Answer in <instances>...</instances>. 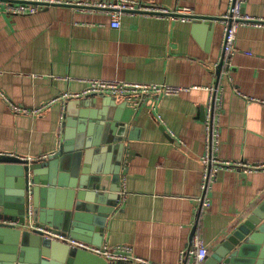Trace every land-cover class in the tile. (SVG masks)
<instances>
[{
    "label": "crops",
    "instance_id": "1",
    "mask_svg": "<svg viewBox=\"0 0 264 264\" xmlns=\"http://www.w3.org/2000/svg\"><path fill=\"white\" fill-rule=\"evenodd\" d=\"M132 1L188 9L211 24L124 15L113 28L103 13L56 5L11 15L0 3V154L32 160L55 154L63 142L66 105L86 96L54 100L80 94L84 79L187 88L177 96L150 97L137 110L120 96L110 97L126 105L119 114L118 106L105 107L102 121L115 123L114 137L125 139L118 204L106 219L102 245L128 246L135 257L176 264L194 233L210 254L264 198V168L244 171L264 164V26L241 27L229 67L216 72L220 18L229 0ZM243 10L264 19V0H248ZM216 85L222 100L218 157L244 167L218 170L207 193L210 206L202 211L204 109L207 89ZM107 97L82 99L95 98L99 110ZM9 102L30 113L14 111ZM94 154L102 156L94 166L105 176L117 156L113 150Z\"/></svg>",
    "mask_w": 264,
    "mask_h": 264
},
{
    "label": "water",
    "instance_id": "2",
    "mask_svg": "<svg viewBox=\"0 0 264 264\" xmlns=\"http://www.w3.org/2000/svg\"><path fill=\"white\" fill-rule=\"evenodd\" d=\"M192 18L195 24L202 20L211 24V19ZM220 68L221 63L216 72ZM90 97L96 96L80 97L76 104L66 105L63 142L55 154L30 162L0 155V264H133L107 261L24 228L32 224L102 245L106 219L118 204L125 151L124 137H114L115 123L102 124L103 115L105 107L115 106L119 114L126 103L116 105L107 97L98 110L94 109L95 98L83 100ZM96 120L100 121L94 126ZM106 150H113L117 157L102 176L94 166L102 156L93 154ZM204 264H264V198L223 235Z\"/></svg>",
    "mask_w": 264,
    "mask_h": 264
},
{
    "label": "built area",
    "instance_id": "3",
    "mask_svg": "<svg viewBox=\"0 0 264 264\" xmlns=\"http://www.w3.org/2000/svg\"><path fill=\"white\" fill-rule=\"evenodd\" d=\"M248 0H229L225 14L220 18L223 24L222 40H221V65L228 68L230 59L235 54L236 37L238 30L243 26H264V19H258L249 16L244 12V5ZM4 5V12L11 15H26L39 12L45 8L56 5L69 6L75 10L88 13H103L111 18V27H120V19L124 15H141L145 17L164 18L173 15L182 20L192 19L188 9L171 11L155 5H148L132 0H0ZM219 65V64H218ZM217 65V66H218ZM216 66V67H217ZM86 88L80 93L64 94L57 97L56 100H63L67 97L78 98L80 96H109L122 97L123 100L133 109L140 108L150 97H167L177 96L187 90V88L157 83H136L119 80L105 79H84ZM208 99L204 109V150L200 157L202 166L200 188L202 191L201 210L209 208L210 201L207 193L215 181L218 170L243 168L244 165L222 161L218 157L219 146V117L221 113L222 100L218 86L209 87ZM11 109L17 112L30 113L25 108L14 105L9 102ZM42 107L34 109L31 113L39 112ZM4 155V154H0ZM32 161L30 158H22ZM264 168L262 165L245 166L244 171L251 172ZM4 225L19 227L15 222L1 221ZM26 229L36 230L44 236L59 240L66 243L72 248H77L88 253L100 256L107 261H124L133 264H158L150 262L146 259L135 257L130 247L116 246L110 248L107 245L94 246L88 242L71 238L61 232H54L47 228L35 227L32 224L24 226ZM205 255L203 259H199L201 253ZM209 255L207 245L203 239L194 233L187 246L179 251L178 261L176 264H204Z\"/></svg>",
    "mask_w": 264,
    "mask_h": 264
},
{
    "label": "clouds",
    "instance_id": "4",
    "mask_svg": "<svg viewBox=\"0 0 264 264\" xmlns=\"http://www.w3.org/2000/svg\"><path fill=\"white\" fill-rule=\"evenodd\" d=\"M204 255H205V253L202 252L201 255H200V257H199V259H203V256H204Z\"/></svg>",
    "mask_w": 264,
    "mask_h": 264
}]
</instances>
